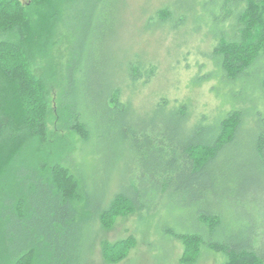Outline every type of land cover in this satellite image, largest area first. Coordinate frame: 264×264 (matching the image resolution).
<instances>
[{
    "label": "trees",
    "instance_id": "1",
    "mask_svg": "<svg viewBox=\"0 0 264 264\" xmlns=\"http://www.w3.org/2000/svg\"><path fill=\"white\" fill-rule=\"evenodd\" d=\"M118 3L0 0V264H34L36 259L73 264L78 256L70 244L82 243L75 230L85 222L109 229L115 217L133 213L155 221L156 239L167 251L172 241H182L183 262L197 263L213 252L224 258L223 264H264V247L254 241L263 236L235 235L226 223L237 197L250 194L242 188L249 181L244 171L262 169L264 174V0H191L175 24L190 18L183 27L187 37L193 41L203 28V38L211 40L213 50L205 54L209 63L197 66L205 72L197 71L192 81L215 80L216 106L201 110L193 96L159 94L152 117L143 119L131 97L122 99V86L100 77L88 84L84 65L69 56L63 67L67 83L55 111L47 78L35 66L58 46L60 17L71 24L76 15L103 14ZM174 14L172 8H160L151 28H170L166 35L174 38L184 30H174ZM115 16H110L112 29ZM106 35L104 43L110 44V32ZM94 44L89 53L95 52ZM51 61L54 76L64 72L56 69L54 57ZM129 67L125 82L135 87L156 76L160 65L131 62ZM52 116L63 141L78 138L85 144L84 156L94 167L91 185L89 174L88 180L77 177L62 162L66 159L55 160L45 150ZM123 153L132 154L133 168L128 179L119 181ZM105 157L109 161L102 164ZM165 213L179 214L181 226L162 230L158 224ZM11 236L12 244L1 245ZM135 244L134 237L103 240L105 261H125Z\"/></svg>",
    "mask_w": 264,
    "mask_h": 264
},
{
    "label": "rangeland",
    "instance_id": "2",
    "mask_svg": "<svg viewBox=\"0 0 264 264\" xmlns=\"http://www.w3.org/2000/svg\"><path fill=\"white\" fill-rule=\"evenodd\" d=\"M20 1L24 4L29 2V0ZM105 1L106 4L104 5L110 6L114 0ZM117 1L118 4L103 14L96 12L95 15L89 12L86 18H79L75 12L76 16L71 24H64L65 17L63 15L60 17L58 46L52 48L46 60L35 66L36 73L47 78L55 111H58L61 103L62 84L67 83V76L64 78V74H67V72L65 69L63 70V67L69 56L71 58L73 56V61H78L82 66L84 65V76L89 81L88 84H91V80L100 77L105 83H115L122 86L124 88L122 99L127 100L131 97L140 116H143L142 118L146 120L152 117L155 99L159 94H165L169 99L193 96V102L195 101L194 103L198 104L201 110L205 107L210 109L220 103V100L215 98L216 90L213 91L212 88V84L215 83L214 79L197 83V85L192 81V77L197 71L199 73L205 72V67L202 68L203 70H198L197 66L198 64L203 66L204 62H208L205 59V54L213 50L211 40L203 38V28L193 34L196 37L193 41L187 37L188 33L183 27L189 23L190 18L184 20L182 25L177 27L175 25L180 23L178 21L179 17L189 8L191 0ZM84 5L86 3L79 4L80 7ZM164 6L172 8L175 13L174 19H172L174 30L179 29L181 26L179 30L184 29L177 32L174 38L172 33L166 35L168 31L170 32V28L160 30V28L156 29L154 26L152 28L150 26V23L152 25L154 22L159 21L155 13ZM116 14L117 22L112 29L110 21ZM111 15L112 18H110ZM167 25L169 27V24ZM108 31L111 34L109 36L111 43L106 42L105 44L104 38L108 37L106 35ZM103 34H105V37ZM92 40L95 43L93 45L95 52L89 53ZM182 41L192 42L179 47ZM108 45L110 48H108ZM107 49L110 50L111 54H108ZM52 57L56 60V69L60 70L61 68L64 71L60 70L63 77L59 73L53 75ZM131 62H141L144 65L154 62L158 63L160 68L157 75L152 77L148 83L139 82L134 87L131 84L126 85L125 82L128 79ZM76 74L77 71L75 70L73 75L74 85H76ZM83 92L85 95L87 94L86 87H83ZM88 92L91 96L92 91L88 90ZM49 126L51 132H53L50 135V146H48V149L46 147L45 150L55 160H58L59 157L66 159L62 162L77 177L81 178L82 175L85 180H88L89 174L90 181L87 183L91 185L93 175L90 174L93 172L94 167L90 165L91 162L89 163L84 156L85 144H82L78 138L72 143L66 140L63 141L58 134L62 128L59 127V131L55 129L54 117L51 119ZM97 146L100 149L102 148L100 144ZM93 149L95 150V145ZM108 161L105 157L102 164L104 162L107 164ZM132 168V154L123 153L119 181L128 179ZM245 174L249 175V181L242 188L248 189L250 194L237 197L238 205L226 218L227 227L229 231L233 230L235 235H239L241 232L243 234L247 232L260 233L263 239L260 237L259 242L255 239L254 241L264 247V174L262 169L252 168L245 170ZM78 207L80 210V205ZM80 214L87 217L85 210H80ZM144 215V218H141L139 213L120 214L114 219H109L114 221L113 226L109 229L104 228L100 222H85L81 228L75 230L76 234L81 236L82 243L79 246L70 244L74 256H78V258H73V264H108L103 256L102 241L108 240L114 243L128 237H134L136 244L129 250V255L125 261L115 264H223L224 258L213 252L205 254L197 263L181 261L180 259L183 257L186 248L185 244L178 240L172 241L169 245L170 251H167V246L156 239L155 221H150L152 219L145 213ZM178 216L179 214L175 213H165L162 219L159 220L158 225L161 226L162 230L167 226H181ZM248 216H250V219ZM13 241L14 239L11 236L7 240L8 243L3 242L1 245L12 244ZM155 246L158 248L157 250H155ZM14 248L16 246H13L12 252L15 251ZM125 248L127 249V247ZM2 255L5 257L4 252ZM34 264H42V261L36 259ZM59 264L68 263L61 262Z\"/></svg>",
    "mask_w": 264,
    "mask_h": 264
},
{
    "label": "bare ground",
    "instance_id": "3",
    "mask_svg": "<svg viewBox=\"0 0 264 264\" xmlns=\"http://www.w3.org/2000/svg\"><path fill=\"white\" fill-rule=\"evenodd\" d=\"M148 82V81H147ZM146 85V84H145Z\"/></svg>",
    "mask_w": 264,
    "mask_h": 264
}]
</instances>
